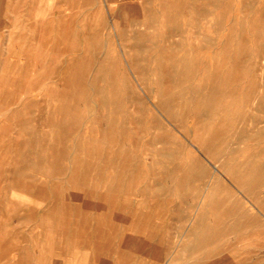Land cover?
<instances>
[{
    "label": "rangeland",
    "instance_id": "rangeland-1",
    "mask_svg": "<svg viewBox=\"0 0 264 264\" xmlns=\"http://www.w3.org/2000/svg\"><path fill=\"white\" fill-rule=\"evenodd\" d=\"M0 264H264V0H0Z\"/></svg>",
    "mask_w": 264,
    "mask_h": 264
},
{
    "label": "bare ground",
    "instance_id": "bare-ground-1",
    "mask_svg": "<svg viewBox=\"0 0 264 264\" xmlns=\"http://www.w3.org/2000/svg\"><path fill=\"white\" fill-rule=\"evenodd\" d=\"M155 201V200H154ZM154 206V205H153ZM122 207V206H121ZM122 210V209H121ZM140 210V209H139ZM165 211V210H164ZM137 215V214H136ZM151 215V214H150ZM144 226V225H143ZM110 239V238H109ZM146 239V238H145ZM109 241V240H108ZM16 243V242H15ZM5 259V258H4ZM15 260V259H14Z\"/></svg>",
    "mask_w": 264,
    "mask_h": 264
}]
</instances>
